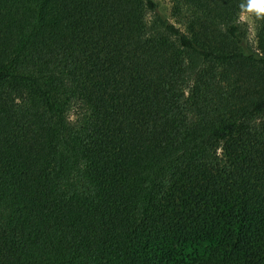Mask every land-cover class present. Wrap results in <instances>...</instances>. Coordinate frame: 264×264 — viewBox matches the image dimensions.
Listing matches in <instances>:
<instances>
[{
	"label": "trees",
	"instance_id": "trees-1",
	"mask_svg": "<svg viewBox=\"0 0 264 264\" xmlns=\"http://www.w3.org/2000/svg\"><path fill=\"white\" fill-rule=\"evenodd\" d=\"M171 2L0 0V264H264V12Z\"/></svg>",
	"mask_w": 264,
	"mask_h": 264
},
{
	"label": "rangeland",
	"instance_id": "rangeland-1",
	"mask_svg": "<svg viewBox=\"0 0 264 264\" xmlns=\"http://www.w3.org/2000/svg\"><path fill=\"white\" fill-rule=\"evenodd\" d=\"M171 0H160V9L163 13H165L168 17H171ZM241 19L248 24L251 30V38L255 37V22L251 12H244L241 15Z\"/></svg>",
	"mask_w": 264,
	"mask_h": 264
},
{
	"label": "clouds",
	"instance_id": "clouds-1",
	"mask_svg": "<svg viewBox=\"0 0 264 264\" xmlns=\"http://www.w3.org/2000/svg\"><path fill=\"white\" fill-rule=\"evenodd\" d=\"M249 8L264 12V0H250Z\"/></svg>",
	"mask_w": 264,
	"mask_h": 264
}]
</instances>
